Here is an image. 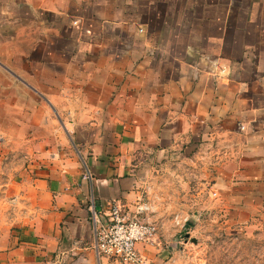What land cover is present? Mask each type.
<instances>
[{"label": "crops", "instance_id": "1", "mask_svg": "<svg viewBox=\"0 0 264 264\" xmlns=\"http://www.w3.org/2000/svg\"><path fill=\"white\" fill-rule=\"evenodd\" d=\"M16 5L62 21L48 31L73 47L72 61L41 62L23 77L0 62V264H120L94 252L91 205L103 215L118 202L132 216L141 198L131 151L169 150L181 136H199L197 127L208 130L209 113L220 122L214 134L226 148L218 157L222 173H235L244 156L259 154L249 137L263 146L264 175V98L261 106L254 100L256 88L264 96V0H0V16L11 28ZM109 29L121 39L117 54L106 45ZM230 32L250 41L237 59L223 54ZM166 33L217 34L209 48L187 41L182 59H171L174 73L165 60ZM27 35H0V53L20 54L14 42ZM128 38L134 50L121 43ZM163 68L168 72L160 77ZM66 116L87 120L78 134L89 157L67 149L52 120ZM242 117L250 120L237 121ZM234 122L247 128L245 142L226 126ZM137 248L153 261L152 245Z\"/></svg>", "mask_w": 264, "mask_h": 264}, {"label": "rangeland", "instance_id": "2", "mask_svg": "<svg viewBox=\"0 0 264 264\" xmlns=\"http://www.w3.org/2000/svg\"><path fill=\"white\" fill-rule=\"evenodd\" d=\"M13 10L14 28H11L10 23L7 25L0 16V35H29L25 39L19 37L14 42L15 49L20 54L7 56L0 53V62L15 67L16 74L23 77V74L25 76L33 71L32 65L36 67L41 62H55L60 60V56L63 62L72 61L68 54L72 52L73 45L53 39V32L48 31L49 28L62 24V21L49 13L31 14L21 5H16ZM107 33L109 37L105 40L106 45L111 52L117 54L121 40L118 39L119 33L110 29ZM216 34L166 33L164 43L169 47V53L166 54L165 60L171 62L168 69L175 73L176 62L171 59H182V50L187 41L195 46L209 48L215 44ZM2 37L0 36V47L4 40ZM126 41L127 43L122 40L121 43L134 50L135 41L131 38ZM225 41L223 54L233 59L239 58V52L246 47V41L250 42L248 38H240L231 32ZM62 50L65 51L63 55ZM104 56L96 53L90 55L98 58L97 60L104 59ZM134 56L132 54V57ZM167 72L165 68L161 69L160 77ZM251 73L250 69L243 72L247 77H250ZM127 74L134 75V68L129 69ZM261 93L262 89L254 90V100L258 106L263 105L264 96ZM211 103L213 102H208L207 109ZM209 115L214 117V114ZM213 117L206 120L207 133L202 124L197 127L199 136H191L189 133L188 140H183L181 136L177 138L172 149L142 146L130 153L129 167L138 183L137 192L140 193L141 201L151 205V218L159 227L158 237L150 254L153 261L147 258L148 264H264V175L261 155L263 146L247 137L249 143L253 142L254 146L260 149L259 154H255L252 159L244 156L236 163L235 173L224 167L222 173L218 157L225 153L226 148L220 149L218 138L214 134L220 122H216ZM52 120L67 141V149L73 154L79 155L77 152L80 151L82 155L89 157L90 150L87 145H79L83 139L78 134L86 131L87 120L70 116L52 117ZM247 120L250 119L242 117L237 121L246 123ZM226 126L240 132L242 138L237 136L239 142L246 141L243 137L247 128L244 129L235 122L226 123ZM40 135L43 139L54 142L53 135H47L45 138L39 131L35 132V136ZM85 148L88 149L87 154H83ZM244 151L245 149L242 150ZM248 161L252 165L248 166ZM81 167L87 173L85 165L81 164ZM247 177L252 180L249 185H246ZM177 215L187 219L183 226L174 224V217Z\"/></svg>", "mask_w": 264, "mask_h": 264}, {"label": "built area", "instance_id": "3", "mask_svg": "<svg viewBox=\"0 0 264 264\" xmlns=\"http://www.w3.org/2000/svg\"><path fill=\"white\" fill-rule=\"evenodd\" d=\"M93 225V249L97 256L114 260L120 264H148L141 255L139 244L153 245L158 237L159 227L151 217V205L139 201L128 215L118 202L109 204L107 213L100 215L91 205ZM186 218L174 217L176 226H183Z\"/></svg>", "mask_w": 264, "mask_h": 264}]
</instances>
